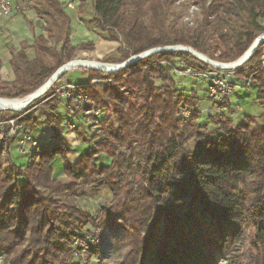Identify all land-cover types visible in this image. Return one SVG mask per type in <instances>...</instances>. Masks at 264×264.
I'll return each mask as SVG.
<instances>
[{
  "label": "trees",
  "instance_id": "16d2710c",
  "mask_svg": "<svg viewBox=\"0 0 264 264\" xmlns=\"http://www.w3.org/2000/svg\"><path fill=\"white\" fill-rule=\"evenodd\" d=\"M32 1L47 23V34L36 37L34 59L26 53L27 43L13 54L16 79L7 82L0 75V97L29 95L73 59L77 49L94 47L90 41L70 44L71 17L61 0ZM178 1L93 0L91 22L108 32V38H123L103 61L120 63L151 48L182 44L214 60L232 62L264 31V0H196L201 20L169 28V11ZM210 29L213 41L207 42ZM262 51L263 44L232 71L257 87L264 104ZM180 60L201 71L222 70L183 50L158 52L112 73L82 68L87 81L78 83H87L95 102L112 108L122 136L108 134L95 147L89 145L75 163L67 162L70 148L59 131V95L34 112L0 111V121L20 116L18 122L33 131L39 128L36 114L41 110L46 126L54 130L52 144L25 164L13 160L14 137L0 144V252L5 264H80L73 261V243L87 224L95 231L122 230L129 246L124 264H218L216 247L230 255L247 240L264 262V125L257 126L255 116H245L235 125L223 115L211 119L214 127L209 130L198 124L195 109L184 123L182 100L197 101V94L187 99L177 93L171 71ZM94 79L104 83L98 86ZM120 86L127 88L129 98ZM191 139L193 150L188 148ZM103 151L112 163L97 166L94 158ZM58 157L65 161L64 179L54 173ZM136 157L142 159L141 168L134 164ZM183 165L186 174H177ZM158 175L164 179L160 186ZM105 190L112 194L111 202L96 216L77 202L79 196L96 197Z\"/></svg>",
  "mask_w": 264,
  "mask_h": 264
},
{
  "label": "rangeland",
  "instance_id": "374dc122",
  "mask_svg": "<svg viewBox=\"0 0 264 264\" xmlns=\"http://www.w3.org/2000/svg\"><path fill=\"white\" fill-rule=\"evenodd\" d=\"M13 1L16 4L23 3L24 9L27 8L34 9L35 7H37V5L32 0H13ZM23 6L20 4V7ZM190 17L194 20V24L196 21L199 22L201 20L200 5L196 2V0H180L173 7L170 8L169 16L167 19L168 27L170 28L171 26L174 25L179 27L190 26V24L188 23L189 20H187V18ZM240 21L241 20H237L238 23H240ZM262 23H264V20H262ZM225 26H227V24ZM227 28L231 29L228 26ZM262 33H264V31L261 32L260 34ZM212 36H214V32L212 29H210L206 34V41L212 42L213 41ZM117 41L122 45L123 44L122 36H119V39ZM181 61L182 60H180V63ZM191 67L197 70L195 64H193ZM208 71H210V69ZM226 72L228 73L227 75H230L231 74L230 72L232 71H226ZM74 73H75L74 70L69 73L71 80L75 82H81L79 81L80 78L76 76V74ZM227 78L231 82V84H233L234 90L228 96L229 104L225 106L226 104H219L209 95L207 91V86L210 80L209 77L191 76V75H180L176 77L174 76L173 79L176 82L177 93L181 94V96L183 95L187 99H190L189 96L191 93L197 94V101L186 100V102H184L182 100L183 103L181 109L184 107H188L191 115L193 113V109H195L196 112L194 113L196 114L197 117L196 119L198 124L202 127L208 128L209 130H212V128L214 127V122H212L211 119L219 118L223 115H229L232 118L235 125H237L245 116H255L257 118V126H263L264 104L262 103V101L259 100V96H261V93L258 91L257 87L253 85L252 82L243 79L242 87H240L239 90L236 91L237 87L235 86L234 82H232L229 79V76H227ZM96 80H101V79H94L92 83L94 82L93 84L100 86L101 84H97L95 82ZM163 84L164 83L160 79H156V85L158 87H162ZM120 88L121 91H123L122 90L123 86H120ZM236 94L239 96L235 97ZM130 96L131 95L129 92V94L125 97L129 98ZM51 97L53 96L43 97L40 101H36L34 104L22 110L31 108L28 111V113L31 112V110L34 112V110L37 107L41 106L47 100L49 101ZM6 98L22 99L24 97L21 98L6 97ZM60 101L64 102L62 98H60ZM195 104L196 106H194ZM93 106H96L98 110L95 109L93 114H91L87 118L81 116L80 115L81 113L77 111H72L70 109L68 110L69 112L70 111L73 112V114L75 115H80L81 116L80 121L78 120L75 122L68 123L67 117L64 114H62L63 120L59 127V131L61 132L62 128L65 131L66 127H68L71 131L78 132L77 134L79 138L83 139L84 141H87L88 144L92 145L93 147L96 146L97 142L104 141L108 134H111L113 136L116 135L122 136L118 122L114 117L112 108L108 106H103V104L97 102L94 103ZM45 108L50 109L48 107ZM61 109H63L62 105H61ZM0 111H4L3 114H5V111L8 110H0ZM7 115L8 114H6V116ZM36 116L38 117L37 123L39 127V121L43 120V113L41 112V110L37 112ZM180 117H181V113H180ZM182 120L184 123L187 122V120L185 121L183 118ZM16 122L20 123L17 120ZM72 125L75 126L72 127ZM22 126L26 130H30V133L36 130L34 129L33 131H31V129L26 128L24 124H22ZM61 134L63 136V132H61ZM8 136L14 137V135H6L5 139L0 144H2ZM89 145L86 146L82 144L79 147L70 149V152L67 154V159H66L67 162L75 163L82 156V154L85 152V150L88 148ZM188 148L191 150L195 149V144L192 139L188 142ZM11 149H14L11 151L12 153L14 154L19 153L16 152V149L13 147V143ZM104 151L97 154L94 158V162L97 166H106L112 163L113 159L107 154V152ZM29 155L32 156L36 154H29ZM4 157L5 159H9L7 149L4 150ZM134 164L136 167L141 168L142 159L136 157L134 159ZM64 166H65L64 159H62V157H58L53 164L54 173L56 175L61 173ZM185 169L186 166L183 165L179 170H177V174L179 175L186 174ZM133 171L134 169L131 172ZM64 177L65 176H61V179H64ZM156 181L158 186H160L161 183L164 182V179L161 175H158ZM111 199H112V194L108 190H105L102 191L96 197L90 195L81 196V197L79 196L77 197V202L80 206H82L87 210H90L92 214L96 216L102 208L109 205ZM244 217H245L244 214H241V218L244 219ZM82 228L83 229L81 230L80 234L75 238L73 243V247H74L72 253L73 261H78V262L80 261V264H124V258L126 256L129 246L126 244V241L123 238L121 229L115 231L111 228H106L104 230L95 231L90 224H87ZM120 235L121 238H119V240L117 241V238ZM158 235L160 237L161 229L159 230ZM97 248L99 249V252L98 253L93 252L96 251ZM215 255L219 260L218 264H264V262L257 257L256 253L252 248V244L249 240L238 243L237 246L235 247V250L232 251L230 255L221 254L219 252V249L216 247ZM0 257L2 258V264H5L4 256L1 252H0ZM145 264H153V263L150 261H146Z\"/></svg>",
  "mask_w": 264,
  "mask_h": 264
},
{
  "label": "crops",
  "instance_id": "0c3cea01",
  "mask_svg": "<svg viewBox=\"0 0 264 264\" xmlns=\"http://www.w3.org/2000/svg\"><path fill=\"white\" fill-rule=\"evenodd\" d=\"M65 4V10L71 17V34L70 44L77 46L82 42H92L93 49H77L73 58H86L92 60H102L106 56L114 53L119 47L120 43L117 40L108 38V32L102 31L95 27L91 21L94 18L93 0H61ZM23 6V3H20ZM46 21L39 17L35 9L24 6L16 11L11 17H0V75L3 81L11 82L16 79L14 68L11 65L13 54L21 50L23 43L28 44L26 53L30 60L35 57V49L32 46L36 37L41 34L46 35ZM60 47V44L58 45ZM74 74L80 78L79 81L86 82L87 75L80 68H74ZM71 70V71H73ZM69 71V73L71 72ZM69 73L66 77L70 78ZM229 79L234 82L239 90L243 85V79H240L234 71L230 72ZM71 79V78H70ZM242 91V90H241ZM245 91V90H244ZM259 91V90H258ZM244 93V92H243ZM239 96V95H235ZM238 98V97H237ZM61 105L63 109H61ZM64 102H60L56 113L62 118V114L67 117V122L80 121L81 116L69 112ZM79 123V122H78ZM63 132L65 144L74 149L83 145H89L87 141L80 139L78 132L71 131L68 127ZM54 130L52 127L46 126L43 120L39 121V128L31 134L35 137L43 147L52 144V136ZM17 152V151H16ZM13 158L17 163L25 164L30 161L29 154L13 153ZM62 173V172H61ZM61 173L57 177H61Z\"/></svg>",
  "mask_w": 264,
  "mask_h": 264
},
{
  "label": "built area",
  "instance_id": "2783aa9c",
  "mask_svg": "<svg viewBox=\"0 0 264 264\" xmlns=\"http://www.w3.org/2000/svg\"><path fill=\"white\" fill-rule=\"evenodd\" d=\"M20 8V4H16L13 0H0V17L6 18L14 15ZM190 23L193 19L187 18ZM264 46V44H263ZM261 62L264 66V49L261 54ZM172 76L191 75L209 77L207 91L209 95L219 104H229L228 96L234 90L233 84L228 80V73L224 70L201 71L185 63L184 60L178 62V66L171 71ZM97 84L104 83L103 80H96ZM94 83V82H93ZM87 83H78L64 76L53 85V93L51 96L59 95L64 100L66 107L72 111L81 113L80 115L87 118L93 114L94 110H98L93 106L95 100L87 93ZM124 96L129 92L125 87L122 88ZM98 112V111H97ZM191 115L188 107L181 109V117L186 121ZM219 117V116H218ZM19 117H8L0 121V143L5 139L6 135H14L13 147L21 154H41L45 147L31 135L30 130H26L21 123H17ZM75 125H72L74 127ZM81 247V246H80ZM0 264L2 258L0 257Z\"/></svg>",
  "mask_w": 264,
  "mask_h": 264
},
{
  "label": "water",
  "instance_id": "95a60500",
  "mask_svg": "<svg viewBox=\"0 0 264 264\" xmlns=\"http://www.w3.org/2000/svg\"><path fill=\"white\" fill-rule=\"evenodd\" d=\"M264 44V33L257 36V38L253 41V43L248 47V49L240 56L237 60L232 62H220L217 60L212 59L208 55L196 50L195 48L188 46V45H166L162 47H155L148 50H145L139 54H134L128 57L126 60L120 63H111L102 60H92L86 58H73L63 65H61L50 77H48L42 85L34 90L32 93L27 95L26 97L22 98L23 103L21 106L17 107L9 103L7 100L10 98L0 97V102L5 105L4 108L0 110H8V111H20L32 104L36 101L42 99L46 93L49 91L51 87L60 79L62 78L69 70L74 68H91V69H98L105 72H116L120 71L130 64L134 63L135 61L148 57L158 52H171V51H178L183 50L191 53L195 58L203 61L204 63L210 65L211 67L222 69L226 71H232L234 69H238L245 65L250 57L255 53L258 47Z\"/></svg>",
  "mask_w": 264,
  "mask_h": 264
},
{
  "label": "bare ground",
  "instance_id": "6f19581e",
  "mask_svg": "<svg viewBox=\"0 0 264 264\" xmlns=\"http://www.w3.org/2000/svg\"><path fill=\"white\" fill-rule=\"evenodd\" d=\"M9 103H11L12 105H14V106H17V107H19V106H21V104L23 103V100L22 99H9V100H7ZM5 107V105H3L1 102H0V109L1 108H4Z\"/></svg>",
  "mask_w": 264,
  "mask_h": 264
}]
</instances>
